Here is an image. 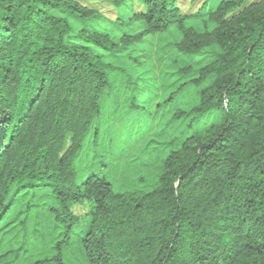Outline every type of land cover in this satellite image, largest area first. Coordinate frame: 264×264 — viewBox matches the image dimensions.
I'll return each mask as SVG.
<instances>
[{
  "label": "trees",
  "instance_id": "1",
  "mask_svg": "<svg viewBox=\"0 0 264 264\" xmlns=\"http://www.w3.org/2000/svg\"><path fill=\"white\" fill-rule=\"evenodd\" d=\"M136 1L139 30L115 41L79 0H0V264H264V0L188 15L181 0ZM172 27L175 61L217 54L196 73L178 66V87L145 116L141 84L102 52ZM102 126L124 174L147 149L164 154L150 190L78 182Z\"/></svg>",
  "mask_w": 264,
  "mask_h": 264
},
{
  "label": "rangeland",
  "instance_id": "2",
  "mask_svg": "<svg viewBox=\"0 0 264 264\" xmlns=\"http://www.w3.org/2000/svg\"><path fill=\"white\" fill-rule=\"evenodd\" d=\"M207 1L209 2L208 8H214L221 0H181L180 7L183 14H196ZM258 1L260 0H248L247 4ZM79 3L97 9L101 13L103 19L96 21L95 29L110 33L115 41L120 40L123 33H135L139 30L138 25L130 23L128 13V7L131 4L133 10L140 9V4L136 0H124L126 5L120 13L119 9L108 0H79ZM118 19L120 21H117ZM73 24L76 34L81 30V25L76 21ZM189 24L199 30L205 28L204 19L192 21ZM87 26L93 29L90 23ZM179 38V32L175 27H172L165 33L147 37L142 45L120 51L113 56L102 52L107 62L128 69L141 84L142 96L139 103L148 102L142 104L147 108L144 111L145 116L158 111V104L178 87L179 79L176 75L178 66H192L196 73L200 67L210 63L216 57L217 49L213 48L204 52L200 57H180L178 61H175L174 47ZM112 117H109L108 114L102 115L103 120H111ZM137 124L140 125L138 127L140 134H136V137L141 138L146 129V120H140ZM106 127L102 126L100 129L101 135L98 140L100 147L92 144L91 137L85 141L84 151L76 165L78 182L81 183L87 176L96 174L100 178L110 181L117 192L126 190L146 192L150 190L158 180L164 154L159 150L150 151L147 149L141 155L130 158L133 163L130 164L128 173L124 174L115 168L110 154L103 149V145H107L111 137L108 134L109 129ZM74 210L78 215H84L87 212L84 207H76Z\"/></svg>",
  "mask_w": 264,
  "mask_h": 264
}]
</instances>
